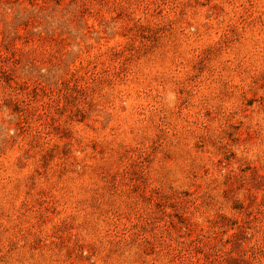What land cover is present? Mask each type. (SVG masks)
<instances>
[{
    "label": "rangeland",
    "instance_id": "obj_1",
    "mask_svg": "<svg viewBox=\"0 0 264 264\" xmlns=\"http://www.w3.org/2000/svg\"><path fill=\"white\" fill-rule=\"evenodd\" d=\"M98 260L264 264V0H0V264Z\"/></svg>",
    "mask_w": 264,
    "mask_h": 264
},
{
    "label": "clouds",
    "instance_id": "obj_2",
    "mask_svg": "<svg viewBox=\"0 0 264 264\" xmlns=\"http://www.w3.org/2000/svg\"><path fill=\"white\" fill-rule=\"evenodd\" d=\"M162 103L163 104H167L168 106H171V104L169 103L168 98L162 93ZM126 134V133H125ZM102 220H104V223H98L97 224V228L99 229V231L97 232V235L99 238L104 239L105 237V232H109V237L107 238H112L113 236L116 239H123L126 240V236L123 234V232H121V229L124 230V232H127L128 235H131V229L129 228V226L127 224H125L123 221H109L108 217H103ZM130 223H134V221H130ZM117 233H119V235H117ZM143 240L148 239V237H142ZM137 243H140L141 240H137ZM125 255H127V253H125ZM98 264H101V262L98 260Z\"/></svg>",
    "mask_w": 264,
    "mask_h": 264
}]
</instances>
